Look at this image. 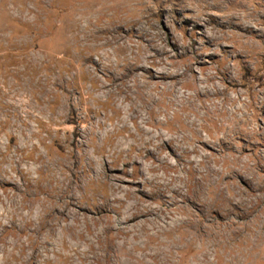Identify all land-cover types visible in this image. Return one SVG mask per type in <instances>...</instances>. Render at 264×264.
<instances>
[{
	"label": "rangeland",
	"instance_id": "1",
	"mask_svg": "<svg viewBox=\"0 0 264 264\" xmlns=\"http://www.w3.org/2000/svg\"><path fill=\"white\" fill-rule=\"evenodd\" d=\"M0 264H264V0H0Z\"/></svg>",
	"mask_w": 264,
	"mask_h": 264
}]
</instances>
